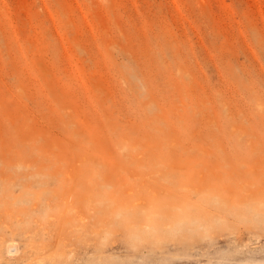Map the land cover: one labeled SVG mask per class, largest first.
<instances>
[{"label": "rangeland", "instance_id": "1", "mask_svg": "<svg viewBox=\"0 0 264 264\" xmlns=\"http://www.w3.org/2000/svg\"><path fill=\"white\" fill-rule=\"evenodd\" d=\"M0 264H264V0H0Z\"/></svg>", "mask_w": 264, "mask_h": 264}]
</instances>
